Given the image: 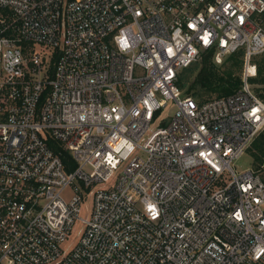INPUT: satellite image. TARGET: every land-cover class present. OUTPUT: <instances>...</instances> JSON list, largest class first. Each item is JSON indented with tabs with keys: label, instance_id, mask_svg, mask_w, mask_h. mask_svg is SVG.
Masks as SVG:
<instances>
[{
	"label": "built area",
	"instance_id": "2783aa9c",
	"mask_svg": "<svg viewBox=\"0 0 264 264\" xmlns=\"http://www.w3.org/2000/svg\"><path fill=\"white\" fill-rule=\"evenodd\" d=\"M210 50L243 83L200 103ZM262 54L264 0H0V264H264Z\"/></svg>",
	"mask_w": 264,
	"mask_h": 264
},
{
	"label": "trees",
	"instance_id": "16d2710c",
	"mask_svg": "<svg viewBox=\"0 0 264 264\" xmlns=\"http://www.w3.org/2000/svg\"><path fill=\"white\" fill-rule=\"evenodd\" d=\"M214 56V50L205 52L199 62L182 70L178 76L177 83L184 94L195 98L200 103L213 98L232 95L242 87L244 52L240 50L228 56L221 65L215 63ZM257 69L258 78H249V83L256 94L264 101V54L263 58L257 62ZM49 145L60 155L66 164L67 171H72L76 167L70 152L55 141H50ZM250 148L247 152L253 158V169L256 171L261 170L264 180V171L262 172L260 167L261 162L264 160V131L255 139Z\"/></svg>",
	"mask_w": 264,
	"mask_h": 264
},
{
	"label": "rangeland",
	"instance_id": "374dc122",
	"mask_svg": "<svg viewBox=\"0 0 264 264\" xmlns=\"http://www.w3.org/2000/svg\"><path fill=\"white\" fill-rule=\"evenodd\" d=\"M261 58H263V54L259 55L258 57H256L255 61L252 62V66L254 68V72L249 77L250 79H257L258 78L257 62H259L261 60ZM255 62H256V64H255ZM174 112H175L174 106L170 105L169 108L163 110L162 115H161V117H160L158 122L161 123L162 119H168V116L173 115ZM156 127H157V125H156ZM263 165H264V160L261 162V165H260V167L262 169H263ZM233 167L235 168V170L237 172H242V171H246L248 169H253V167H254L253 158L251 157L250 153L246 152V154L242 158H240L239 160L235 161ZM67 194L68 195L70 194V190H68Z\"/></svg>",
	"mask_w": 264,
	"mask_h": 264
}]
</instances>
